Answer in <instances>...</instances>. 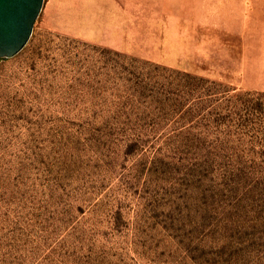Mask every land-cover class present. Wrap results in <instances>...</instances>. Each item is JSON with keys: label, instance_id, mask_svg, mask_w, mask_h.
<instances>
[{"label": "rangeland", "instance_id": "obj_1", "mask_svg": "<svg viewBox=\"0 0 264 264\" xmlns=\"http://www.w3.org/2000/svg\"><path fill=\"white\" fill-rule=\"evenodd\" d=\"M0 264H264V0H44L0 59Z\"/></svg>", "mask_w": 264, "mask_h": 264}, {"label": "water", "instance_id": "obj_2", "mask_svg": "<svg viewBox=\"0 0 264 264\" xmlns=\"http://www.w3.org/2000/svg\"><path fill=\"white\" fill-rule=\"evenodd\" d=\"M44 0H0V59L19 54L28 44Z\"/></svg>", "mask_w": 264, "mask_h": 264}]
</instances>
